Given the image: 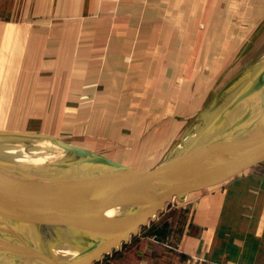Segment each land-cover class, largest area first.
Returning a JSON list of instances; mask_svg holds the SVG:
<instances>
[{
	"label": "crops",
	"instance_id": "crops-1",
	"mask_svg": "<svg viewBox=\"0 0 264 264\" xmlns=\"http://www.w3.org/2000/svg\"><path fill=\"white\" fill-rule=\"evenodd\" d=\"M263 22L264 0H0V138L147 171ZM207 262L264 264V154L174 197L93 264Z\"/></svg>",
	"mask_w": 264,
	"mask_h": 264
},
{
	"label": "water",
	"instance_id": "water-1",
	"mask_svg": "<svg viewBox=\"0 0 264 264\" xmlns=\"http://www.w3.org/2000/svg\"><path fill=\"white\" fill-rule=\"evenodd\" d=\"M251 85L227 102L218 117L203 124L196 120L147 171L47 157L43 164L59 172L50 175L75 185L81 199H57L44 193L40 198L30 190L27 192L36 197L32 200L24 195L33 205L24 216L47 214L61 223L75 220L84 227L85 236L74 246H65L72 249L61 253L59 248L51 251L19 243L10 235L11 244L0 243V264H93L136 234L174 197L215 183L263 155L264 75ZM82 161L94 164L84 168ZM119 202L122 205L112 209L101 206ZM36 207L42 208L43 216L36 214Z\"/></svg>",
	"mask_w": 264,
	"mask_h": 264
},
{
	"label": "rangeland",
	"instance_id": "rangeland-1",
	"mask_svg": "<svg viewBox=\"0 0 264 264\" xmlns=\"http://www.w3.org/2000/svg\"><path fill=\"white\" fill-rule=\"evenodd\" d=\"M261 58H264V22L261 24L260 28L258 29V33H256L252 37L251 41L246 45L245 49L243 50V52L241 53V55L239 56L237 60L238 63L234 65V67L231 68V71L228 73L229 75L226 78L222 77V80L216 83L214 92L213 93L211 92L213 99L215 97L214 95L216 94V97H215L216 100L214 102L216 105L220 104L221 102H225L223 107L219 108L220 110L224 109V106L227 104V102L229 103L232 97H234L237 93L239 94V92L244 91L248 85L250 84L253 85V83L258 81V79H260L264 75V59H261ZM220 93L222 94L220 95ZM225 94H230L229 95L230 97L226 99L218 98V97L224 96ZM210 108H211V104H210V107H206L205 109L206 111L203 114L198 115L197 120H202L204 118V115L210 112ZM219 109L217 108L215 110V112L211 116L212 118L216 116L218 117V113L220 112ZM0 136L6 137L5 134H1ZM10 137L11 136H9V138ZM179 137H177V139L174 140L172 145L176 141H178ZM11 138L19 146H16L8 142V140H2V142L7 144L6 146L15 149V151L13 152L18 151V153L25 155V159H28L31 157L33 158L34 153L43 154L45 153V151L46 152L48 151V153L57 151L58 154H55V153H50V154H54L55 158L62 159V161H66V162L73 163L77 160L80 161L81 159L79 155L71 151H66L63 148L58 149L52 141H48L45 143L43 142V144H37V145L30 144L29 145V144H26L25 142L26 140L24 139L23 141H20L16 137H11ZM6 146H1L0 156L2 155L3 157H8L6 155L7 152L5 151L7 149ZM1 153H3L4 155ZM82 163L84 164H81L80 166L83 165L82 167L84 168L89 167L90 164L93 165V163H90V162L86 163L82 161ZM21 166L23 167V165ZM18 170L20 172L27 171V170L22 171L21 167H14L13 164L3 163L2 161H0V178L2 180L5 179V177L10 178L13 176H18V173H17ZM54 180H58V179H54ZM73 187L75 189L77 188L76 186H73ZM56 189H62V188L56 186ZM28 196L32 197L31 194H29ZM36 218L38 217H34L31 219L35 220ZM39 218H42V217H39ZM31 222L33 223L37 222V223L31 224L32 227H29L28 232L25 231V236L29 238L27 240L29 242H32V244L36 245L37 247H42L40 249L52 251V248H54L55 246H56V249L64 248L65 246H74L75 244H77L78 241H80V239L84 238L85 236L84 227L81 225L80 222H77L75 220H73L71 223L66 222L63 224L61 222L57 224V220H54V219H50L49 222L47 223H44L43 221H39V222L31 221ZM42 223L44 224L45 227H40V226H43ZM11 236L15 241H20L19 243L25 242V240H21L17 238L16 235L11 234ZM56 249H53V250H56Z\"/></svg>",
	"mask_w": 264,
	"mask_h": 264
},
{
	"label": "bare ground",
	"instance_id": "bare-ground-1",
	"mask_svg": "<svg viewBox=\"0 0 264 264\" xmlns=\"http://www.w3.org/2000/svg\"><path fill=\"white\" fill-rule=\"evenodd\" d=\"M261 59H264V58H261ZM221 94L222 93H220V95ZM229 95L230 94H225L224 96H221L218 98H220V99L225 98L226 99V98L230 97ZM214 96L216 97V94ZM215 97H214V99L211 98L210 112L206 113L204 115V118L202 117L203 118L202 124H203V122L208 121L210 119V117L212 116V114L215 112V110L217 108L219 109V108L223 107V105L225 103V102H221L220 104L216 105L214 103L216 100ZM187 130L188 129H186L184 131V133H186ZM1 138H0V149H1V146L7 145V144L2 142L3 139H1ZM8 142H10V141L8 140ZM6 147H7V149L5 151L7 152V156L8 155H10V156L3 157L1 155L0 156L1 158L7 159L10 162L12 161L13 164H16L19 166L23 165V167H25V168L28 167V168L32 169V171L30 170V172H28V171L22 170L25 172H20L18 170L17 171L18 176H13L10 178L5 177V179H3V180L0 178V188H1L0 189V243L2 242V243L11 244L10 242L13 239L10 237V235L13 234V235H16L17 238H19L21 240H25L24 243H27L32 247H37L36 245L32 244V242H29L27 240L29 238L25 236V231H27V232L29 231V227H32L31 224L37 223V222L33 223L31 221H38V222L43 221L44 223H47L52 218L45 216L47 214L44 215V213H43L44 211L41 210L42 209L41 207H36L35 209L37 211L36 214L38 216L44 215L42 218L38 217L34 220V219H31L29 216H24V213H26L27 209H29V207H31L33 205L31 204V202H28V200H25L23 195H29V193L27 191L33 190L35 192V194L39 197H42L41 194L44 193L47 195H52L53 198H57V199L64 198V199H70L71 200V199H81V193H80V191H72V190H67V189H56V186H54V185L56 184L57 180L46 181L43 179V177H46L48 175L53 177V179H57L53 175H50V173H53V174L59 173L57 170L52 169L49 166H46V164H43L44 161L47 159V157H50V156H45L42 154H35V155H33V158L31 157V158L25 159V155L18 153V151L13 152V151H15V149H13L11 147H8V146H6ZM1 154H3V153H1ZM26 162H27V164H26ZM12 180H14L15 182L11 183L10 181H12ZM30 198L32 200L34 199V197H30ZM122 203L123 202L104 203V204L102 203L101 206L103 208L104 207H106V208L110 207L111 208L112 206L122 205ZM43 209L46 210L48 208L43 207ZM57 224H59V220L57 221ZM40 227H45V226L43 224V226H40ZM7 230L10 231V234L8 233ZM38 231H39V229H38ZM18 242H20V241H18ZM37 248H42V247H37ZM54 248L56 249V246ZM54 248H52V250ZM70 249H72V248L71 247L66 248V249H64V248L60 249L59 248L57 250V252L64 253V252H68ZM59 250H61V251H59Z\"/></svg>",
	"mask_w": 264,
	"mask_h": 264
}]
</instances>
